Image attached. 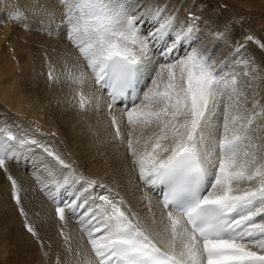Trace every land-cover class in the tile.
<instances>
[{"label": "snow or ice", "instance_id": "obj_1", "mask_svg": "<svg viewBox=\"0 0 264 264\" xmlns=\"http://www.w3.org/2000/svg\"><path fill=\"white\" fill-rule=\"evenodd\" d=\"M60 4V23L88 70L70 82L83 85L90 78L107 92L116 137L138 180L159 196V228L141 227L105 184L7 124H0V168L36 149L55 161L59 167L45 166L49 182L42 188L61 221L66 210L78 219L92 253L89 264H264V105L246 93L236 68L243 66L248 77L249 61L217 63L208 44L196 46L202 30L195 18L177 25L164 8L140 11L136 0ZM148 22L154 27L145 34ZM223 38L214 33L215 42ZM242 48L237 44L234 53ZM77 95L79 108L91 103L82 91ZM118 102L124 103L126 138L112 114ZM9 180L19 205L17 182Z\"/></svg>", "mask_w": 264, "mask_h": 264}, {"label": "rangeland", "instance_id": "obj_2", "mask_svg": "<svg viewBox=\"0 0 264 264\" xmlns=\"http://www.w3.org/2000/svg\"><path fill=\"white\" fill-rule=\"evenodd\" d=\"M146 1L140 0L139 5L146 4ZM4 5L3 2L0 3L2 9ZM191 5L196 10L203 8L206 11L205 20L210 24L211 29L215 28L217 30L215 32L224 33V38L218 43L214 39L209 44L202 43L200 40L196 46L208 44V51L212 52V58L217 57L218 48L222 46L224 50L218 55L219 57L222 54L220 56L222 60L217 63L229 61L230 67L236 66V60L247 59L249 76H243L245 71L243 66H236L237 71L241 73L240 79L245 85L246 93L250 97L255 93V97L260 100L261 105H264V48L256 43V40H259L261 44H264V12L252 15L253 13L248 9H255V5L250 0H198L192 2ZM0 13V38L4 37V42L15 41L16 36L21 34L19 29L26 33L27 41L23 40L22 43L25 44L29 57L19 59L20 65L25 67L26 72L18 74L17 85L27 102L39 111V120L45 124V120L49 119L53 130H38L30 120L15 114L1 92L0 124L11 126L14 132L17 129L27 132L31 138L50 146L65 159L67 155L64 148L65 140L59 132V115L62 114L59 105L64 102L68 104L67 100L71 98L78 102V92L82 91L84 95L88 93V84L70 82L73 74L87 73L88 70L79 58L78 50L68 40L66 31H60L61 33L56 36L48 34V32L55 33L57 30L53 22L52 26L50 24L46 28L27 24L26 27H18L15 20H9V17L3 20L2 11ZM196 25L200 27L199 23ZM4 28L7 30L6 33H3ZM249 35L255 39L246 41ZM1 42L0 45H2ZM18 42L20 43L19 39ZM237 44H244V48L238 55L234 53ZM179 55H183V51ZM9 68L12 69V64H9ZM50 72L55 79H50ZM249 84L251 87H247ZM78 111L82 115L85 114L84 109L78 108ZM124 120L125 122L119 120V125L121 133L126 138L129 127L126 119ZM25 160L42 163L44 170L45 166L59 167L51 157H47L42 150L36 149L34 154H18L15 158L6 159L4 168H0V264H5L3 262L6 259L14 256V260L19 264H29L33 255L38 257L43 264H74L66 249L62 247L63 251L59 252L50 243L51 228L54 226L60 233H65V223L58 218L55 208L47 204L41 194V188L26 175L25 169L20 164ZM44 175L47 173L45 172ZM9 176L17 182L21 197L19 205L12 195L13 189ZM42 181L43 179L40 183ZM21 207L26 215L21 214ZM26 223L32 225L37 236L27 231Z\"/></svg>", "mask_w": 264, "mask_h": 264}, {"label": "bare ground", "instance_id": "obj_3", "mask_svg": "<svg viewBox=\"0 0 264 264\" xmlns=\"http://www.w3.org/2000/svg\"><path fill=\"white\" fill-rule=\"evenodd\" d=\"M0 1L5 4L3 9L0 6L3 20L9 17V20H15L14 22L17 23L18 27H26L27 24L46 28L53 22V26H56L57 30L55 33L48 32L49 35L56 36V34L61 33L60 31H66L60 23L63 9L60 0ZM195 1L198 0H147L146 4H140V11H144L148 7L164 8L166 9V15H175L177 25H187L195 18V25L199 23L200 27L196 26L202 30V43L209 44L217 30L215 28L211 29L210 24L205 20L206 11L203 8L196 10L192 7L191 3ZM250 1L255 5V9H248L253 13L252 15L264 12V0ZM136 2L139 4L140 0ZM18 11L23 14L19 19L13 17V13ZM153 27L150 22L144 23L141 31L146 34ZM4 29L3 33H6L7 30ZM19 30L21 34L18 37L16 36L17 39L13 42H4V37L0 38V42L3 40L2 45H0V92L15 114L30 120L38 130L52 131V124L49 119L45 120V124L39 120V111L27 102L17 85L18 74L26 72L25 67L20 65L19 59L29 57L25 44L22 43L23 40L27 41L26 33L21 29ZM221 47L218 48L219 54L224 50ZM219 54L217 53V57L213 58L216 62L222 60L220 58L222 54L218 57ZM9 64H12L11 70ZM87 84L88 93L84 96L91 103L84 108V115L78 111L77 100L71 98L67 100L68 104L64 102L59 105L61 108L59 110L62 112L59 115V132L65 140L64 148L67 153L64 160L71 163L79 172L89 178L98 180L110 188L113 193L118 194V197L124 201L123 207L129 217L135 221L138 219L141 226L155 233L159 228L158 222L162 211L158 198L138 180L137 173L133 170L131 164V157L127 155L125 144H122L116 137L115 128L111 124V115L106 107L107 103H110L106 93L98 88L90 78H87L86 83H84V85ZM121 112L122 109L115 104L112 114L117 116L118 122L121 120L119 119L121 118ZM123 121L125 122L124 119ZM148 131L150 130H146V134ZM20 164L25 169L26 175L41 188V194L46 199L47 204L56 209V205L48 198L42 188L43 184L49 182L47 175H44L45 170L42 163L25 160ZM42 179L43 181L40 183ZM97 191L100 190L97 189ZM63 221L65 223V233L63 232L62 235L53 226L50 231V243L59 252L63 251L62 247L66 249L74 264H89L92 253L90 245H88L86 237L80 229L78 219L75 216L72 219V214L66 210L65 220ZM66 237L67 239H65ZM157 238L159 239V237ZM14 259L15 256L6 259L3 263L19 264ZM29 264L43 263L33 255Z\"/></svg>", "mask_w": 264, "mask_h": 264}]
</instances>
